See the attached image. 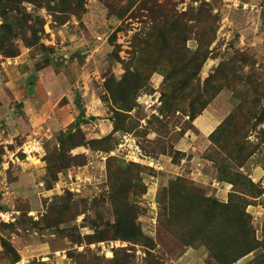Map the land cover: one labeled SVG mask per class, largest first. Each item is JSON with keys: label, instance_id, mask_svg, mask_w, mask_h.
I'll return each instance as SVG.
<instances>
[{"label": "rangeland", "instance_id": "obj_1", "mask_svg": "<svg viewBox=\"0 0 264 264\" xmlns=\"http://www.w3.org/2000/svg\"><path fill=\"white\" fill-rule=\"evenodd\" d=\"M184 256L264 264V0H0V264Z\"/></svg>", "mask_w": 264, "mask_h": 264}, {"label": "crops", "instance_id": "obj_2", "mask_svg": "<svg viewBox=\"0 0 264 264\" xmlns=\"http://www.w3.org/2000/svg\"><path fill=\"white\" fill-rule=\"evenodd\" d=\"M205 118V115H200L196 120H195V126L199 129V130H202L203 132H208V131H213V129L216 127L215 125V121H211L210 119H209V121L207 122V119L205 120V122H204V124H203V122H202V120ZM218 125V124H217ZM201 127H203L202 129H201ZM195 252L196 251H194L193 250V253H191L190 251H189V254H192L193 256L195 255ZM188 252H186L185 253V256L187 257L188 255ZM185 256L184 257H181V258H179V260L177 261V264H184L185 262H183L184 261V259H185Z\"/></svg>", "mask_w": 264, "mask_h": 264}, {"label": "bare ground", "instance_id": "obj_3", "mask_svg": "<svg viewBox=\"0 0 264 264\" xmlns=\"http://www.w3.org/2000/svg\"><path fill=\"white\" fill-rule=\"evenodd\" d=\"M134 160H135V159H134ZM135 161H136V162H138V160H137V159H136Z\"/></svg>", "mask_w": 264, "mask_h": 264}]
</instances>
